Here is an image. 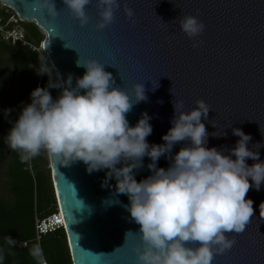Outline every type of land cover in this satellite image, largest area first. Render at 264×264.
Returning a JSON list of instances; mask_svg holds the SVG:
<instances>
[{
	"label": "water",
	"instance_id": "water-1",
	"mask_svg": "<svg viewBox=\"0 0 264 264\" xmlns=\"http://www.w3.org/2000/svg\"><path fill=\"white\" fill-rule=\"evenodd\" d=\"M0 2L42 31V50L62 80L71 74L75 86L86 71L77 61L95 59L112 73L115 87L131 92L134 84L143 83L147 100L135 104L127 119L135 126L143 113L151 117L149 144L164 143L175 102H182L187 112L204 100L212 109L207 120L202 118L209 133L206 147L228 154L239 139L234 128L252 137L250 149L264 145V0H122L114 22L103 30L96 28V0L86 7L89 22L83 27L63 0H54L59 12L55 18L35 12L33 0ZM125 4L134 10L132 20L125 15ZM186 15L197 16L205 25L196 47L175 21ZM11 112L5 116L6 125ZM220 130L226 135H212ZM185 146L186 142L176 144L173 154ZM259 154L264 161V147ZM49 161L72 263L135 264L133 248L141 241L138 234H130L125 242V234L138 232L140 225L131 219L128 196L116 191L115 179L102 186L108 170L89 174L83 162L64 167ZM149 163L145 157L144 166L134 170L138 182L151 175ZM169 163L162 157L157 166L167 169ZM246 199L253 201L246 231L228 233L236 243L216 255L212 264H264V184L259 191L250 188Z\"/></svg>",
	"mask_w": 264,
	"mask_h": 264
},
{
	"label": "clouds",
	"instance_id": "clouds-1",
	"mask_svg": "<svg viewBox=\"0 0 264 264\" xmlns=\"http://www.w3.org/2000/svg\"><path fill=\"white\" fill-rule=\"evenodd\" d=\"M92 2L63 0L81 27L89 22L86 7ZM121 2L96 0L98 30L114 22ZM32 8L53 18L59 14L54 0H33ZM124 12L132 20L134 10L125 4ZM175 21L198 46L203 22L193 15ZM77 67L86 71L76 78L75 86L71 74L67 80L57 74L47 87L31 92V103L22 107L4 138L7 147L20 154L22 163L45 152L64 167L83 162L89 174L108 170L102 186L115 179L116 191L128 196L131 219L140 225L138 232L125 234V242L130 234H138L141 241L133 248L135 264H212L216 255L231 250L236 240L227 234H243L253 216V201L246 195L250 188L259 191L264 184V161L259 154L264 145L257 143L255 151L250 149L252 137L234 128L233 135L239 139L228 154L206 147L209 133L202 118L207 120L211 108L204 100H197L187 112L182 102H173L174 118L162 136L164 143L149 144L151 117L143 113L135 126L127 119L135 104L147 100L144 84H134L131 92L115 87L112 73L95 59H79ZM37 73L49 75L46 68ZM53 88L61 89L55 99L49 91ZM11 111L5 109V116ZM212 135L219 138L226 133L220 130ZM180 142L186 146L173 154ZM145 157L151 160L147 165L151 175L138 182L134 170L144 166ZM162 157L169 159L167 169L157 166ZM248 159L256 162L248 165ZM6 239L15 246L14 239ZM30 254L38 264H46L38 244Z\"/></svg>",
	"mask_w": 264,
	"mask_h": 264
},
{
	"label": "trees",
	"instance_id": "trees-1",
	"mask_svg": "<svg viewBox=\"0 0 264 264\" xmlns=\"http://www.w3.org/2000/svg\"><path fill=\"white\" fill-rule=\"evenodd\" d=\"M4 15L3 12H1ZM29 41L39 45L45 35L34 23L21 22ZM6 56L17 66L16 87L12 93L16 99L8 102V69L0 66V174L5 175L8 197L0 196V264H38L31 250L39 245L46 264H73L63 227L36 239L35 220L57 212V201L51 183V169H46L47 156L42 152L31 161L22 163L18 152H7L4 138L18 119L22 107L31 103V92L37 87H47L49 79H56V72L49 61L44 62L43 51L37 52L20 44H10L0 37V57ZM12 68V67H11ZM10 68V69H11ZM47 69L49 75L36 72ZM56 88L49 89L55 99ZM11 106L12 114L5 124L4 110ZM7 237L15 240V246L7 243Z\"/></svg>",
	"mask_w": 264,
	"mask_h": 264
},
{
	"label": "built area",
	"instance_id": "built-area-1",
	"mask_svg": "<svg viewBox=\"0 0 264 264\" xmlns=\"http://www.w3.org/2000/svg\"><path fill=\"white\" fill-rule=\"evenodd\" d=\"M4 15L0 16V36L2 39L9 41L11 44H20L29 47L34 51L42 50V42L39 45L28 40L25 30L22 28L21 20L15 12L6 6V10L1 11ZM64 228V221L60 211L43 218L35 220L36 239L39 240L42 235L53 232L59 228Z\"/></svg>",
	"mask_w": 264,
	"mask_h": 264
},
{
	"label": "rangeland",
	"instance_id": "rangeland-1",
	"mask_svg": "<svg viewBox=\"0 0 264 264\" xmlns=\"http://www.w3.org/2000/svg\"><path fill=\"white\" fill-rule=\"evenodd\" d=\"M6 10V6H4L1 2H0V12L1 11H4ZM0 16H1V13H0ZM1 37V36H0ZM43 61L46 62L48 61V58L43 56ZM37 73V72H36ZM38 74V73H37ZM39 75V74H38ZM41 76V75H40ZM16 85L14 86H9L8 88V91L9 93V98H8V102H10V104L12 103V101H14L16 99V96H14V94L12 93V89H15ZM59 93H60V89H57L55 90V96L56 98L59 96ZM12 114V112H11ZM6 119V118H5ZM10 121V120H9ZM7 152L10 153V149L7 147ZM46 156H47V166H46V169H50V161H49V157L46 153ZM28 168L31 169L32 168V165H31V161H29L28 163ZM0 179L1 181H3V184H1V188H0V196H4V197H8V194H7V189H6V182H7V179L5 177V175L3 174V172L0 174ZM51 181H52V177H51ZM52 183V182H51ZM55 193V192H54ZM56 197V196H55Z\"/></svg>",
	"mask_w": 264,
	"mask_h": 264
},
{
	"label": "flooded vegetation",
	"instance_id": "flooded-vegetation-1",
	"mask_svg": "<svg viewBox=\"0 0 264 264\" xmlns=\"http://www.w3.org/2000/svg\"><path fill=\"white\" fill-rule=\"evenodd\" d=\"M2 40L5 41L6 43H10L7 40H4V39H2ZM0 66L4 69H8L10 71V73L7 75V86L16 85L15 77H16V73H17V66L15 64L11 63V61L4 55H1V57H0ZM1 184H3V181H1V179H0V186H1Z\"/></svg>",
	"mask_w": 264,
	"mask_h": 264
},
{
	"label": "snow or ice",
	"instance_id": "snow-or-ice-1",
	"mask_svg": "<svg viewBox=\"0 0 264 264\" xmlns=\"http://www.w3.org/2000/svg\"><path fill=\"white\" fill-rule=\"evenodd\" d=\"M236 235V234H235Z\"/></svg>",
	"mask_w": 264,
	"mask_h": 264
}]
</instances>
